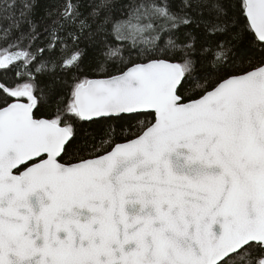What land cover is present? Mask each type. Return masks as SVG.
Masks as SVG:
<instances>
[{
	"label": "snow or ice",
	"instance_id": "obj_1",
	"mask_svg": "<svg viewBox=\"0 0 264 264\" xmlns=\"http://www.w3.org/2000/svg\"><path fill=\"white\" fill-rule=\"evenodd\" d=\"M40 3L0 0V70L26 78L0 84V264H264V66L211 85L198 74L194 37L177 33L204 22L195 16L207 0H183L178 10L170 0H138L118 17L114 0L86 11L64 0L45 9L52 19L42 28ZM241 3L264 42V0ZM212 6L218 22L206 29L222 34L223 8ZM82 41L121 61L120 45H143L144 59L107 79L74 77L65 101L57 72L80 68ZM230 51L220 41L200 55L223 70ZM39 75L50 77L44 87ZM49 92L57 114L42 119L34 109ZM66 113L84 122L155 119L72 162Z\"/></svg>",
	"mask_w": 264,
	"mask_h": 264
},
{
	"label": "trees",
	"instance_id": "obj_2",
	"mask_svg": "<svg viewBox=\"0 0 264 264\" xmlns=\"http://www.w3.org/2000/svg\"><path fill=\"white\" fill-rule=\"evenodd\" d=\"M64 0H41L40 7L37 9V22L43 24L48 22L52 18L45 17V9L49 7H56L62 4ZM97 0H81V3L85 5L82 11H86ZM138 2V0H114L115 9L113 11L114 16H119L120 10L126 8L130 3ZM173 9L178 10L183 0H170ZM214 3H219L223 8V13L220 14V21H224L228 29L224 33H217L210 35L206 29L207 24L217 23V12L213 8ZM203 16L198 14L195 16L197 21H204L202 23H193L192 25L182 27L177 33L184 39L188 34H191L195 39V47L197 50L196 59L199 65V75L203 77H209L208 83L211 85L220 78H227L229 75H242L246 72L252 71L264 64V43H260L252 30L249 28V23L244 14L241 0H207V4L203 7ZM41 17H45V20H41ZM54 18V17H53ZM26 28L27 25H24ZM43 41V36L41 37ZM220 41H226L228 47L231 49L226 65L223 70H218L213 67L210 61L211 55L201 56L200 50L204 46H210L215 48L216 44ZM109 43L115 45L114 39L109 38ZM4 41L0 39V48L3 47ZM80 48L83 49V58L80 68L73 69L68 72H57V76L60 78L56 87L62 94L63 99H68L72 86L76 82L74 77L80 79H107L109 76L119 74L120 70L125 66H130L131 61H141L144 58L140 55V49L143 45H138L136 48L131 47L128 44H122V56L121 60H110L104 55L106 51L103 47H94L87 41L80 43ZM175 59L176 57H164ZM25 77H19L15 74V69L8 71L0 70V84L13 85L14 83L22 82ZM50 77L39 75L37 80L41 87L49 81ZM186 87H192L190 81ZM188 95L196 97L199 92H190ZM52 94L49 92L47 96H44L37 109H35V115L42 119H53L57 114L58 105L52 102ZM5 106V96L0 92V107ZM155 119L153 114H137V118L133 120L124 121H100V122H84L76 119L72 114H64L63 121L70 123L75 130V137L71 141L69 147V154L64 157L65 161L71 160L72 162H78L79 157H87L89 153L95 152V149L91 147L95 145L99 147L101 140L107 136H112L113 143H124L128 139L135 138L142 125H147L153 122ZM114 129V132L111 131ZM88 144L89 147L85 149L84 145ZM109 145H105V150L109 149ZM97 155L103 154V151L96 153ZM260 255L256 250H252V258L255 259ZM236 264H247V258L245 260H237Z\"/></svg>",
	"mask_w": 264,
	"mask_h": 264
},
{
	"label": "water",
	"instance_id": "obj_3",
	"mask_svg": "<svg viewBox=\"0 0 264 264\" xmlns=\"http://www.w3.org/2000/svg\"><path fill=\"white\" fill-rule=\"evenodd\" d=\"M246 16V15H245ZM247 18V17H246ZM248 21V20H247ZM249 23V22H248ZM252 32H253V30H252ZM253 34H254V32H253ZM255 35V34H254ZM256 37V36H255ZM257 39V38H256ZM258 40V39H257ZM259 41V40H258ZM260 42V41H259ZM260 43H264V42H260ZM262 66H264V64L262 65ZM255 70V69H254ZM92 80H94V79H92ZM34 112H35V109H34ZM142 114H151V113H142ZM154 115V114H153ZM155 117V116H154Z\"/></svg>",
	"mask_w": 264,
	"mask_h": 264
},
{
	"label": "rangeland",
	"instance_id": "obj_4",
	"mask_svg": "<svg viewBox=\"0 0 264 264\" xmlns=\"http://www.w3.org/2000/svg\"><path fill=\"white\" fill-rule=\"evenodd\" d=\"M69 113H67V115H68Z\"/></svg>",
	"mask_w": 264,
	"mask_h": 264
}]
</instances>
